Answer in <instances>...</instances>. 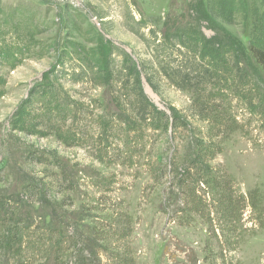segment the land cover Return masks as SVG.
Segmentation results:
<instances>
[{"label": "rangeland", "instance_id": "rangeland-1", "mask_svg": "<svg viewBox=\"0 0 264 264\" xmlns=\"http://www.w3.org/2000/svg\"><path fill=\"white\" fill-rule=\"evenodd\" d=\"M198 1L0 0V200L21 194L25 203L0 211V240L4 221L25 228L26 211L63 241L48 251L52 232L38 231L40 243L26 241L43 249L38 257L25 238V257L2 247L0 264H264V75L256 66L251 79L232 73L199 118L200 100L160 69L183 68L181 55L166 57L162 35L187 26ZM240 1L248 15L221 25L245 44L264 0ZM99 45L112 50L113 72L125 58L137 64L148 100L183 125L134 128L131 85L122 75L103 84L90 63Z\"/></svg>", "mask_w": 264, "mask_h": 264}, {"label": "trees", "instance_id": "trees-1", "mask_svg": "<svg viewBox=\"0 0 264 264\" xmlns=\"http://www.w3.org/2000/svg\"><path fill=\"white\" fill-rule=\"evenodd\" d=\"M195 12L196 16H194L192 21L182 30L180 28L169 35L166 32L162 35V41L164 43L162 45L165 53H168L166 57L169 59L176 53L181 55V62H183L184 65L183 68H173L172 64L167 62L162 68L160 66V69L166 73L164 76L171 81L174 87L182 91H189L196 96L194 100H200L198 104H195L193 101L194 105H192V107L195 109V115L202 118L210 116L212 113L211 106L210 108L207 107L209 91L221 88L223 85H233L232 80H229L232 73H237L244 79H251L255 74L256 66L260 73L264 75V27L258 24V22L263 19L264 13L257 15L256 12L252 11V15L250 14L256 24L248 30L246 43L244 44L221 25V23L223 24L229 21V19L236 15H242L243 17L248 15V13L244 11L242 2L235 4L234 0H199L195 5ZM202 22L207 24L206 29L212 33V36L206 37L204 35L201 30ZM99 46L97 49L90 52V55L97 57V59L94 58V62L90 63H93L95 69L100 73L101 82L107 85L112 83L115 79L119 80L122 75L126 79V83L131 85L133 95L136 96L140 104L139 109H144L142 113H139V109H134L138 117V119H133L134 128L141 127V124H144L149 130H162L166 133L169 128L183 125L182 122H180V125L178 124L179 116L175 114V112L171 114V117H168L165 113L158 111L148 100L142 88V74L137 64L125 58L119 70L113 72L112 50L107 49L104 45ZM58 65L60 64H55V66ZM55 66L47 73L48 75L54 72ZM169 72H171V74ZM114 73L118 74L117 78H115L116 76H114ZM144 78L150 89L156 91L149 76L146 74ZM53 81H58L57 76L52 78V83L55 84ZM53 84L52 86L47 85L40 89H43V91L51 88L53 89ZM34 92L35 90L33 89L31 94L33 95ZM29 105L30 101L26 100L19 106L18 111L28 108ZM18 111H16L15 117L22 119L21 121L24 128L29 127L30 125L26 123V118L28 116L25 118L23 114H21L19 117ZM24 128H19V130L23 131ZM57 136H60L59 133ZM196 159L199 160L201 158L197 157ZM191 167L192 169L197 168L195 161H191ZM35 187L34 185H28L26 188H23L24 193L26 189L28 192L27 195H35ZM12 195L11 199L6 198L0 200V211L6 213V209L14 211L17 209L16 207L20 206H22L21 210L25 209L22 195ZM27 195L25 196L27 197ZM10 205L14 207H10ZM21 213L23 214L24 212L22 211ZM24 216L28 219L26 211ZM26 219H22V225H25L23 229H19V226H16V224L12 222L4 221L7 232L3 231L6 236L0 240V251L2 247H4L3 249L11 252L12 256H18L20 258L25 257L23 256L25 248H23L22 244L23 240L27 238L25 239L26 251L34 253L32 257H38L35 256V254L42 252L43 249L37 248L39 246H33L32 244L31 247L28 246V242L31 241V236L37 238L32 241L39 242L38 237L41 234H39L38 231L52 232V235L46 240L50 243L49 248L46 250L51 251L52 248L61 246L63 241L61 244H58V241L52 242L53 236L58 235V233L62 236L61 231L53 232L54 228L52 227L39 228L36 225L33 226V223L29 220L30 217L28 220ZM0 224L2 225V222H0ZM29 228L30 230H28ZM17 230L20 231L19 235L16 233ZM23 230H25L24 234L22 233ZM34 231L35 233L30 235ZM87 234L90 235V240L95 243V233L87 232ZM16 235H18L17 241L14 239ZM45 235L47 234H42V236ZM27 240L28 242L26 243Z\"/></svg>", "mask_w": 264, "mask_h": 264}]
</instances>
